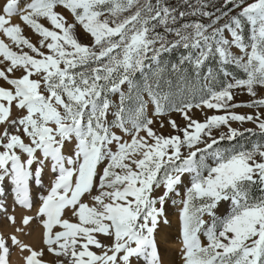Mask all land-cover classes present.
<instances>
[{
  "label": "snow or ice",
  "instance_id": "obj_1",
  "mask_svg": "<svg viewBox=\"0 0 264 264\" xmlns=\"http://www.w3.org/2000/svg\"><path fill=\"white\" fill-rule=\"evenodd\" d=\"M21 3L0 0V33L20 49L14 51L0 39V64H9L0 69V79L8 85H0V216L17 224L8 211L9 195L13 210L35 209L34 216L21 217L16 231L35 220L44 230L48 252L58 258L52 264H162L155 233L162 219L167 223L165 204L183 186L179 215L184 264H264V143L231 151L219 147L221 141L243 135L229 121L252 122L264 135V113L230 111L264 108V98H257L258 90H264V0H223L218 8L212 0H176L174 5L170 0ZM235 9L237 14L230 15ZM14 16L41 37L40 47L12 24ZM78 27L90 44L80 42ZM180 49L178 61L166 65L162 57ZM228 65L245 78L233 76ZM188 68L208 86L195 103L187 87ZM18 69L23 74L12 77ZM137 73L145 77L142 85ZM218 73L226 82L214 89L210 85ZM235 89L253 99L231 103ZM117 93L114 104L109 97ZM149 103L153 115L180 112L187 124L180 128L169 120L177 134H158L152 127L156 121L147 115ZM202 106L227 114L203 122L193 119L191 110ZM14 108L19 112L15 118ZM222 125L228 132L213 136L212 130ZM246 131L256 135L253 129ZM46 169L52 175L47 194L37 191L34 196L33 187H45ZM254 187L258 196L252 194ZM66 211L76 222L64 218ZM9 239L29 253L25 264H48L43 250L15 235ZM10 255L0 234V264H10Z\"/></svg>",
  "mask_w": 264,
  "mask_h": 264
},
{
  "label": "rangeland",
  "instance_id": "obj_2",
  "mask_svg": "<svg viewBox=\"0 0 264 264\" xmlns=\"http://www.w3.org/2000/svg\"><path fill=\"white\" fill-rule=\"evenodd\" d=\"M215 2L219 6H221L223 4V0H215ZM248 2L251 3V2H253V0H248ZM22 3H24V0H22ZM227 8H231V5H227ZM57 11L63 12V14L66 17H68L69 22H73V18L71 17V15L66 10L58 8ZM238 11H239V9H235L230 13V15H236ZM14 17L19 18L18 16H14ZM226 19H227V17L222 18L220 23L223 24ZM11 22L13 25H20V27L23 30V32H22L23 36L28 38L30 40V42L33 43L34 45H36L37 47H40L39 42L41 40V37H39L37 34H35L34 31L30 27L25 25L21 21L20 18L18 21L14 22L13 20H11ZM40 22L47 27H51L50 24L46 20H41ZM204 22H207V21L205 20ZM77 35H78L81 43H84V44H90L91 43V38L86 36L79 27L77 28ZM225 35L228 36V33L226 32ZM243 35L245 37V42L247 43L248 38H249V26L247 25V23H245V25H244ZM0 39H4L5 43H8L14 51L20 50V49H17V47L10 40H8L2 33H0ZM21 47L23 48L24 52H28L29 54L34 55L26 47H23V46H21ZM42 50L47 51V49H42ZM183 51L184 50L182 49L175 59H172L170 54H165V56L162 57V59L165 61L166 65L171 64V63H176L178 61L180 53H182ZM232 51L236 55H243L242 53L239 52V50H237L235 48H233ZM0 60H2V57H0ZM8 66H9L8 62H4V63L0 64V69H5ZM211 66L215 70L216 69V62L211 61ZM225 67L228 71H230L233 74V76H235L237 78H245L242 71L239 70L238 68H236L235 66L228 65ZM22 74H23L22 70L18 69V70H15L14 73H12L11 75H12V77H19ZM149 75H150V73H149ZM187 75H188L187 87L189 89V95H195L196 100L193 101L195 103L199 100L200 96L206 95V90H207L208 86L205 85V82L202 78L195 77L192 74L191 68H188ZM203 75H204V73L201 72V77H203ZM33 78L38 79V77H33ZM135 79H136L137 83L141 84V85L145 81V77L142 76L140 73L136 74ZM173 82L175 84L174 77H173ZM225 82H226L225 77L222 74L218 73V79L216 80V82L213 85H210V86L213 87L214 89H219L223 86V84ZM0 85H2L4 87H8V85L2 79H0ZM202 86L205 89L204 91H201ZM122 90L124 92H127L128 91L127 85H123ZM233 91L235 93V99L231 103H247L253 99V97H250L243 90L235 89ZM258 93L259 94H258L257 98H264V90H258ZM109 98L114 102V104L118 103L119 94L117 93L115 95H110ZM143 98L145 100H148L147 94H144ZM230 111L237 113V114L256 115L257 113H264V108L256 109V108H248V107H236V108H231ZM225 114H227V113H225L222 110L217 111L215 109H208V108L203 107V106L201 108H193L191 110V112L189 113V115L192 116L193 119L199 120L201 122H203L207 117H210L212 115H225ZM17 115H19V112L17 109L14 108L13 109V118H15V116H17ZM147 115L150 118H152L154 121H156V123H154L152 125L154 130L158 134H162L164 136H170V135L177 134V132L174 129H172L171 126L169 125V120L176 121L177 125H179L180 128H183L187 124V121L183 118V116L180 112L172 111V112H169L168 115L161 116V117H157V116L153 115V106L151 103H149L147 106ZM109 119L111 120L112 117L109 116ZM161 123L164 124L163 128L160 126ZM229 123L231 125V128L237 129L239 132H242L243 135H238L234 140H227L226 139L224 141H221V143L219 145V147L221 149H226L228 151H231V150L237 149V148H240V149L250 148L252 145L257 144V143H264V135H261L259 133V129L256 127V125L254 123H252V122L240 123V122H236V121H229ZM247 129H253L256 132V135H253V134L247 132L246 131ZM228 130H229L228 126L222 125L218 129H213L212 134L215 137H219L221 134L227 133ZM115 131H117V134H119V135H124L119 130H115ZM141 135H144V133H141ZM124 139L126 141H130L131 137L124 135ZM205 139H207V138L205 137ZM198 146L203 147L204 145L200 144ZM113 151H115V147H113ZM184 151L186 152L187 149H184ZM209 162L211 163V159L209 160ZM33 167H35V165ZM101 167H103V165H101ZM51 178H52V175L46 169L44 172V175H43V181H44L45 187L42 189H37V188L33 187V189H32L33 195L35 196V193L37 191H41L44 194H47V188L50 186ZM162 191H163V188L158 190V192H162ZM184 192H185V189L182 186L179 190V195L177 196V195L173 194L170 197L169 201L165 204V206H164L165 218L167 220V223H165L164 220L162 219L160 224L158 225L156 233H155V239H156V243H157V247H158L160 255H162V254L167 255V257L169 259L167 264H184V262L181 258V249H182V243H181V239H180L181 221H180V215H179L180 207H181L179 202H180L181 198L184 196ZM93 194H96L95 189L93 190ZM252 194L255 196L259 195V191L256 187H254L252 189ZM83 199L85 202L91 203V201L88 199L87 196H85ZM173 201H175V203H173ZM10 205H11V207H10ZM7 206H8L9 213L15 215L16 219H17L16 225H10L6 219H4L2 216H0V234L3 235V237L5 238V240L7 241L8 245L11 249L10 264H12L11 259L15 255L16 250L19 251V248L15 245H12V242L9 239V237L12 235H15L23 244L30 246L32 249H34L36 251L43 250L44 255H43L42 259L44 261L48 262V264H52V262L57 261L58 258H56L52 254H50L47 250V247L43 243V232H44V230L42 227H40L36 223L35 220H33V222L29 226L23 228V231H20V232L16 231V227L20 226V220H21V218H20L21 216H18L19 210L22 212H25V214L28 213V211L23 210L19 207H16L15 210H13V208H12L13 207V197L11 195H9L7 197ZM226 207H227L226 205L223 206V208H226ZM14 213H17V214H14ZM31 213H33V214H30V215L34 216L35 215V209ZM64 218L69 219L71 222H76V218L73 217L71 212L66 211ZM204 218H205V220L209 219V217H207V216H205ZM36 227H38V228L40 227L41 231H42V234L40 237V244L39 243L38 244L36 243L37 245L36 244H29L28 242L25 241V239L27 240V238H29V236L32 233V229H36ZM163 229H165V231L168 235L166 237H164L163 239L159 240L158 233ZM56 230L58 231L60 229L57 228ZM100 239L105 244L111 243L110 239H108V238L100 237ZM201 241L205 245L207 244V240L203 235L201 236ZM172 242L176 243L175 247L172 250L171 249L169 250L168 246L170 244H172ZM164 245H165V247H164ZM92 250L97 252L98 254L100 252L99 249L92 248ZM23 253L26 254V257L29 255V253L27 251H23ZM24 264H25V262H24ZM133 264H136L135 260H133ZM141 264H146V262L141 261Z\"/></svg>",
  "mask_w": 264,
  "mask_h": 264
},
{
  "label": "bare ground",
  "instance_id": "obj_3",
  "mask_svg": "<svg viewBox=\"0 0 264 264\" xmlns=\"http://www.w3.org/2000/svg\"><path fill=\"white\" fill-rule=\"evenodd\" d=\"M21 7H23V3H21ZM19 20V18H16V17H12V20L15 22V21H18ZM10 207H11V205H10ZM13 208V207H12ZM19 215L18 216H24V214H25V212H22V211H20L19 210ZM14 214H17V213H14ZM27 215H30V214H33V213H31V212H28V213H26ZM25 214V215H26ZM20 217V218H21ZM35 223V222H34ZM33 223V224H34ZM33 227V226H32ZM164 228V227H163ZM41 234H42V231H41V228L39 227H36V229H32V233H31V235L29 236V238H27V240L25 239V241L26 242H28L29 244H40V237H41ZM168 234L166 233V231H165V229H163V230H161L159 233H158V236H159V240H161V239H163L164 237H166ZM26 238V237H25ZM24 241V242H25ZM164 241V240H163ZM167 241V240H166ZM25 242V243H26ZM171 243V242H170ZM36 244V245H37ZM162 244V243H161ZM175 242H172V244H170L169 246H168V249L170 250H172L174 247H175ZM40 246V245H39ZM164 247H165V245H164ZM168 252V251H167ZM170 252V251H169ZM163 253V252H162ZM161 256V260H162V264H167L168 263V257H167V255H160ZM25 258H26V254L25 253H23V252H21L20 250L19 251H17L16 250V253H15V255L12 257V259H11V263L12 264H24V262H25Z\"/></svg>",
  "mask_w": 264,
  "mask_h": 264
},
{
  "label": "trees",
  "instance_id": "obj_4",
  "mask_svg": "<svg viewBox=\"0 0 264 264\" xmlns=\"http://www.w3.org/2000/svg\"><path fill=\"white\" fill-rule=\"evenodd\" d=\"M170 3H172L173 5L176 3V0H171ZM212 3L218 8L220 7L216 2L215 0H212ZM186 7V6H185ZM209 10H212L214 11L215 9L212 8V9H209ZM192 19H196L195 17H192ZM160 31H162V29H159ZM182 49H180L179 51H173L170 55L172 57V59H175L177 57V55L179 54V52L181 51Z\"/></svg>",
  "mask_w": 264,
  "mask_h": 264
}]
</instances>
